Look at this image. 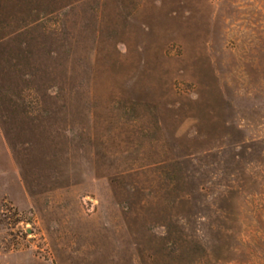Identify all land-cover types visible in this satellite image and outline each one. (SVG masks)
Wrapping results in <instances>:
<instances>
[{"label":"rangeland","instance_id":"rangeland-1","mask_svg":"<svg viewBox=\"0 0 264 264\" xmlns=\"http://www.w3.org/2000/svg\"><path fill=\"white\" fill-rule=\"evenodd\" d=\"M0 264H264V0H0Z\"/></svg>","mask_w":264,"mask_h":264}]
</instances>
